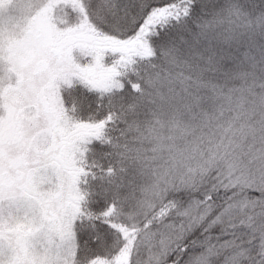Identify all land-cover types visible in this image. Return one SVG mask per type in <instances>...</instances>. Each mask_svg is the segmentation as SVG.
I'll use <instances>...</instances> for the list:
<instances>
[{
    "label": "snow or ice",
    "instance_id": "snow-or-ice-1",
    "mask_svg": "<svg viewBox=\"0 0 264 264\" xmlns=\"http://www.w3.org/2000/svg\"><path fill=\"white\" fill-rule=\"evenodd\" d=\"M0 264H264V0H0Z\"/></svg>",
    "mask_w": 264,
    "mask_h": 264
}]
</instances>
